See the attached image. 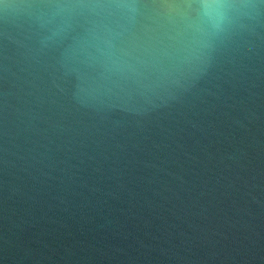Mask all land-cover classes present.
I'll use <instances>...</instances> for the list:
<instances>
[{
    "label": "water",
    "instance_id": "95a60500",
    "mask_svg": "<svg viewBox=\"0 0 264 264\" xmlns=\"http://www.w3.org/2000/svg\"><path fill=\"white\" fill-rule=\"evenodd\" d=\"M0 264H264V0H0Z\"/></svg>",
    "mask_w": 264,
    "mask_h": 264
}]
</instances>
